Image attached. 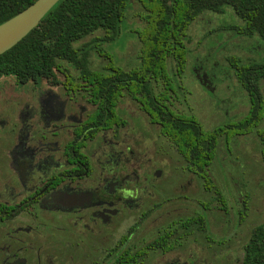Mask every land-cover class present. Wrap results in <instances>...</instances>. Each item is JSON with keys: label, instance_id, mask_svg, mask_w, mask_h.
I'll return each mask as SVG.
<instances>
[{"label": "rangeland", "instance_id": "obj_1", "mask_svg": "<svg viewBox=\"0 0 264 264\" xmlns=\"http://www.w3.org/2000/svg\"><path fill=\"white\" fill-rule=\"evenodd\" d=\"M144 13L138 0H130L113 38L101 40L105 34L97 29L76 40L74 45L87 49L88 68L101 70L109 62L124 70L138 67L141 41L133 31L145 26ZM238 21L230 12L199 13L189 22L183 38L186 54L180 74L174 72L173 59L166 58V71L173 85L169 106L176 112L194 116L204 130L235 121L248 109L246 91L236 80L225 56L232 54L240 61L264 59V39L256 35L246 37L224 28ZM96 48L106 54H98ZM58 63L64 72L79 79L71 64L64 60ZM63 78L61 72L55 71L54 77L20 84L11 74L0 75L3 124L0 125V172H5L2 164L6 166V148L13 140L12 127L17 123L20 99L42 89L62 94ZM152 85L156 92L162 89L161 80ZM73 94L80 103L86 104V109H91L85 100V90L79 89ZM114 110L126 121L121 128L126 136L140 140L139 147L146 155L156 160L159 167H164L156 192L154 190V195L145 200L139 210L112 227L105 241L93 237L86 248L65 244L63 246L75 248L64 250L66 254L61 253L63 249L60 251L61 245H56V241L52 245L44 242L46 246L42 247L53 254V261L57 264H110L119 254L118 250L126 248L131 253L142 249L136 264H241L243 244L250 228L261 220L264 209V106L258 122L247 131L226 137L224 133L218 135L206 171L213 187L205 185L203 178L188 167L182 154L159 132L158 126L148 120L131 95L123 92ZM160 172L156 170L155 175ZM2 178L0 175V182ZM140 210L142 217L138 215ZM197 215L203 216V229L194 225L183 227L179 223ZM135 222L136 226L128 232ZM169 229L168 247H146L148 241ZM123 233L129 236L119 245L118 239ZM107 248L111 249L108 256L104 254Z\"/></svg>", "mask_w": 264, "mask_h": 264}, {"label": "trees", "instance_id": "obj_2", "mask_svg": "<svg viewBox=\"0 0 264 264\" xmlns=\"http://www.w3.org/2000/svg\"><path fill=\"white\" fill-rule=\"evenodd\" d=\"M31 1L0 0V22ZM138 1L145 9V26L133 31L141 41L138 67L124 70L109 62L101 70L90 69L87 49L74 45L76 40L97 29L105 34L101 40L113 38L130 0H56L34 26L0 52V75L11 74L20 84L54 77L55 71L68 78L71 76L58 63V60H64L76 68L89 93L99 100L101 110H108L111 119L115 117L116 101L127 92L138 102L148 120L155 123L159 132L182 154L188 167L203 178L205 185L213 187L206 171L218 135L224 133L226 137L247 131L260 117L264 106V59L240 61L235 55L225 56L236 80L246 91L248 109L235 121L204 130L194 116L176 112L169 106V92L173 91V85L166 71V58L173 59L174 72L180 74L185 63L183 38L187 26L203 11L230 12L239 21L229 23L225 29L264 39V0ZM96 51L106 54L99 48ZM158 80H161L162 89L156 92L152 84ZM262 142L264 150V137ZM213 190L215 192V188ZM179 223L183 227L204 228L200 215L186 217ZM135 224L128 228V232ZM170 235L169 229L148 241L146 247H168ZM242 249L241 264H264V209L261 220L250 228ZM141 251L137 249L131 253L125 249L110 264H136Z\"/></svg>", "mask_w": 264, "mask_h": 264}, {"label": "flooded vegetation", "instance_id": "obj_3", "mask_svg": "<svg viewBox=\"0 0 264 264\" xmlns=\"http://www.w3.org/2000/svg\"><path fill=\"white\" fill-rule=\"evenodd\" d=\"M78 78L64 77L62 94L42 89L20 99L0 172V264H57L44 242L56 241L66 254L88 247L93 237L105 241L156 192L164 167L140 140L126 136V121L116 112L111 119ZM79 89L91 109L74 97ZM128 236L121 234L119 245ZM70 243L75 248L63 246Z\"/></svg>", "mask_w": 264, "mask_h": 264}, {"label": "water", "instance_id": "obj_4", "mask_svg": "<svg viewBox=\"0 0 264 264\" xmlns=\"http://www.w3.org/2000/svg\"><path fill=\"white\" fill-rule=\"evenodd\" d=\"M56 0H32L0 22V52L21 38Z\"/></svg>", "mask_w": 264, "mask_h": 264}]
</instances>
